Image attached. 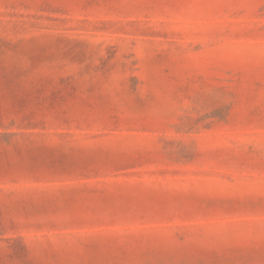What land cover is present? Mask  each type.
<instances>
[{
  "label": "rangeland",
  "instance_id": "374dc122",
  "mask_svg": "<svg viewBox=\"0 0 264 264\" xmlns=\"http://www.w3.org/2000/svg\"><path fill=\"white\" fill-rule=\"evenodd\" d=\"M0 264H264V0H0Z\"/></svg>",
  "mask_w": 264,
  "mask_h": 264
}]
</instances>
